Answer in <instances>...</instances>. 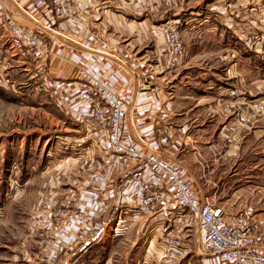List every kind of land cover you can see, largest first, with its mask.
I'll use <instances>...</instances> for the list:
<instances>
[{"label":"rangeland","instance_id":"obj_1","mask_svg":"<svg viewBox=\"0 0 264 264\" xmlns=\"http://www.w3.org/2000/svg\"><path fill=\"white\" fill-rule=\"evenodd\" d=\"M153 1V13L139 16L147 21V49L155 51L147 64L164 84L163 94L179 101L175 110L180 114L181 84L213 94L200 106L203 125L211 121L216 128L208 150H219L223 158L225 179L218 182L217 203L229 214L247 212L264 239V111L252 115L248 107L258 100L264 104V0ZM2 18L0 13V264H63L67 259L69 264H221L202 249L185 212L170 220L150 211L138 217L130 213L116 235L119 215L139 204L126 199L121 190L127 186L120 190L123 173L112 164L106 130L85 123L93 104L84 99L82 85L79 99L91 110L71 107L69 95L49 74L52 56L38 62L25 54ZM164 24L180 33L183 57L170 54L167 35L153 34ZM207 86L214 88L207 91ZM220 87L232 90L225 96ZM242 97L247 100L239 105ZM229 98H236L232 109ZM243 113L252 116L242 126ZM224 126L229 131L222 135ZM167 134L158 149L177 141L173 132L172 138ZM204 170L196 180L211 196L215 187L209 167ZM88 194L107 205L89 210L84 206ZM80 213L92 222L71 221Z\"/></svg>","mask_w":264,"mask_h":264},{"label":"crops","instance_id":"obj_2","mask_svg":"<svg viewBox=\"0 0 264 264\" xmlns=\"http://www.w3.org/2000/svg\"><path fill=\"white\" fill-rule=\"evenodd\" d=\"M35 1L0 0V6H2L0 13L2 15L3 11L9 10L27 28L32 25L35 28L34 22L30 18L33 16L41 23L40 26L43 29L52 28L67 39L68 45L54 46V52L58 56L50 57L48 65L51 79L55 80V83L69 95L67 96L71 103L70 106L81 108L83 113H88L92 107L82 98L79 99L82 88L78 76L79 66L96 78L108 79L112 90L126 104L128 113L126 139L135 146L152 152L159 150L160 141L158 140L164 144L166 142L164 135L173 132L177 136V141L162 151L168 157L178 161L185 173L194 179L195 187L201 197L218 205V182L225 179L220 174L222 171L220 161L223 158L219 150H216L217 152L208 150L213 143L211 142L212 134L216 128L211 121L209 122L211 124L203 125L205 116H203L202 106H200L203 100L207 103L211 101L213 94L206 93L205 90H203L205 92L200 90L196 92L194 88H188L181 84V91L185 92L182 93L183 99L180 100L181 114L175 110L179 101L170 99L163 94L164 84L158 82L160 78L155 76V70L150 69L147 64L150 54L155 53V51L151 52L147 49V42H149L146 35L147 24L145 22L147 21L139 18V16L153 13L152 11L156 9L154 1L142 0L138 3V0H78L75 11L82 16L80 23L57 21L49 9L36 10L34 8ZM6 31L8 32V30ZM64 41L66 42L65 39ZM213 88V86L206 87L207 91H211ZM230 90L232 89L222 90L220 87V94L228 96ZM250 96H252L251 92ZM244 97L249 99L247 96ZM244 97L237 99L239 105L242 100H247ZM235 99L229 98L230 109L237 105L234 104ZM226 129L228 128L224 126L220 133H224ZM220 133L219 137L221 138L223 134ZM231 151H227L229 157L232 155ZM256 165H260V163ZM204 166L209 167V181L215 187L213 188L215 192L211 196L204 195L202 186L196 180V176H199L197 175L198 171L201 172L200 174L202 172L204 174ZM237 169L234 167L235 173L230 177L228 174L226 177L234 180ZM119 177L123 176L119 175ZM128 187L130 186L127 185L122 192L126 191L124 195L127 196L126 199L130 200L136 196L137 186L130 189V192H127ZM235 196L236 194H233L231 199ZM86 197L84 206L89 210L94 206L100 208V206L107 205V203L104 205L102 201L96 200L100 198L98 196L93 197L88 194ZM228 212L233 213L229 210ZM72 233L74 232L72 231ZM66 238H64L68 242L66 244H72L73 239ZM87 246L88 244H85V248ZM69 262L70 260L67 259L63 264H69Z\"/></svg>","mask_w":264,"mask_h":264},{"label":"built area","instance_id":"obj_3","mask_svg":"<svg viewBox=\"0 0 264 264\" xmlns=\"http://www.w3.org/2000/svg\"><path fill=\"white\" fill-rule=\"evenodd\" d=\"M77 1L50 0L48 5L47 0H36L34 8L38 11L49 9L53 18L60 21L80 23L82 16L75 11ZM2 16L10 37L24 47L25 54L38 62L49 56H58L53 52L54 46L68 45L63 35L51 28L43 29L33 16L30 18L36 29L19 24L9 10L3 11ZM153 34L167 35L170 54L183 57L184 46L177 30L164 24L155 27ZM78 72L84 99L93 104L92 112L84 117L86 125L106 130L112 164L116 172L123 173L120 190L127 185L131 190L137 186V194L132 199L139 206L125 209L124 215H119L115 222L116 235L124 228L127 214L138 217L141 212L150 211L163 220H170L175 214L185 212L183 218L196 228L202 249L214 255L221 264H264V239L257 236V224L245 213L229 214L223 207L201 197L192 177L187 176L182 165L168 157L161 148L150 152L129 144L126 141L128 113L125 101L112 90L108 79L96 78L80 66ZM234 94L231 92V96ZM248 107L252 115L264 111V104L259 100L251 102ZM251 116L241 114L239 124L248 123ZM70 219L92 222V217L83 213L72 215Z\"/></svg>","mask_w":264,"mask_h":264},{"label":"bare ground","instance_id":"obj_4","mask_svg":"<svg viewBox=\"0 0 264 264\" xmlns=\"http://www.w3.org/2000/svg\"><path fill=\"white\" fill-rule=\"evenodd\" d=\"M14 15V14H13ZM41 24V23H40ZM98 133V132H97ZM118 188V187H117ZM79 222V221H78Z\"/></svg>","mask_w":264,"mask_h":264}]
</instances>
